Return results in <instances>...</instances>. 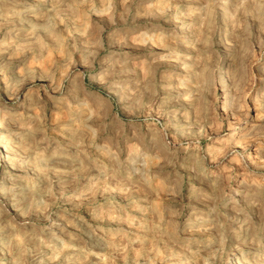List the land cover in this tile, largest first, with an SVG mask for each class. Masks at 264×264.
I'll list each match as a JSON object with an SVG mask.
<instances>
[{
	"label": "clouds",
	"instance_id": "9594fccd",
	"mask_svg": "<svg viewBox=\"0 0 264 264\" xmlns=\"http://www.w3.org/2000/svg\"><path fill=\"white\" fill-rule=\"evenodd\" d=\"M0 264H264V0H0Z\"/></svg>",
	"mask_w": 264,
	"mask_h": 264
}]
</instances>
